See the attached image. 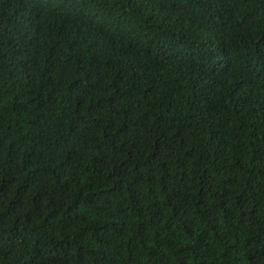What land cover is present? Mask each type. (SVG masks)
Returning a JSON list of instances; mask_svg holds the SVG:
<instances>
[{
	"label": "trees",
	"instance_id": "obj_1",
	"mask_svg": "<svg viewBox=\"0 0 264 264\" xmlns=\"http://www.w3.org/2000/svg\"><path fill=\"white\" fill-rule=\"evenodd\" d=\"M0 264H264V0H0Z\"/></svg>",
	"mask_w": 264,
	"mask_h": 264
}]
</instances>
